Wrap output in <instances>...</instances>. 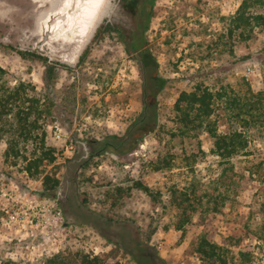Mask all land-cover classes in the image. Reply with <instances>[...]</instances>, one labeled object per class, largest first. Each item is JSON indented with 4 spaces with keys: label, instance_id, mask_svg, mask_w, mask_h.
I'll return each mask as SVG.
<instances>
[{
    "label": "rangeland",
    "instance_id": "374dc122",
    "mask_svg": "<svg viewBox=\"0 0 264 264\" xmlns=\"http://www.w3.org/2000/svg\"><path fill=\"white\" fill-rule=\"evenodd\" d=\"M241 1H156L147 47L165 80L157 97L159 125L133 154L90 159L88 140L124 134L142 111L136 55L126 53L115 33L93 39L104 22L130 30L132 16L115 0L112 14L79 46L86 24L78 0H0V66L10 84L31 83L50 103L43 132L57 160L47 171L59 179L56 199L40 197L41 180L23 172L21 160L6 158V138L0 141V264H44L61 251L96 254L105 264H136L121 249L134 250L133 240L166 264H206L195 251L202 235L223 246L228 264L245 258L264 264V141H253L251 154L234 158L230 185L222 176L225 165L209 152L208 138L200 136L201 153L196 140L171 137L173 105L181 91L199 84L213 91L263 87L264 30L255 28L248 40L238 32L228 35ZM17 51L45 58L52 74L42 60L22 58ZM214 118L225 130L221 106ZM163 156L171 159L170 168L148 167ZM135 180L155 190L160 202L138 189L113 191ZM192 183L200 195L222 193L217 213L203 203L184 215L173 203L171 190H187ZM29 200L60 210L57 226L21 229L11 222L17 202Z\"/></svg>",
    "mask_w": 264,
    "mask_h": 264
},
{
    "label": "trees",
    "instance_id": "16d2710c",
    "mask_svg": "<svg viewBox=\"0 0 264 264\" xmlns=\"http://www.w3.org/2000/svg\"><path fill=\"white\" fill-rule=\"evenodd\" d=\"M157 0H120V6L130 13L133 27L126 30L109 22L102 23L96 30L94 40L102 38L106 33H115L123 43L127 54H135L142 80V111L133 119L122 135L109 134L88 140L89 158H99L104 154L123 157L133 154L144 138L154 132L159 125L158 94L165 80L159 75L158 65L147 47V32L154 15ZM255 28L264 30V0H242L238 9L230 19L229 37L238 32L242 40L250 39ZM22 58L40 59L52 74L53 67L46 64V59L34 53L17 51ZM7 71L0 66V141L6 138V158L21 160L22 171L33 179L41 180L40 197L57 198L59 179L47 166L57 160L56 148L47 143L43 132V118L50 114L51 105L45 98L34 93L31 83L16 81L13 85L7 79ZM223 109V125L219 129L214 118L217 108ZM174 129L171 137L194 139L198 152L203 153L200 136L210 141L209 152L224 164L222 176L228 184H234V158L249 155L253 141H264V83L257 91L247 86L235 90L224 87L213 91L199 84L177 96L173 105ZM41 132V133H40ZM41 134V135H40ZM264 165V158L263 163ZM172 166L171 159L160 157L148 163L153 171H161ZM264 168V166H263ZM138 189L154 202H160L158 193L145 185L141 180L132 181L128 188L114 186L117 194H129ZM187 190H171V200L185 215L187 210L193 212L202 204H212L210 211L218 212L222 193L209 195L199 194L198 188L192 184ZM129 192V193H128ZM203 197H210L203 202ZM182 227L179 225L178 228ZM134 250L121 248L136 264H166L158 256L149 254L139 240L132 241ZM195 251L206 264H228L224 248L211 242L204 235L196 242ZM245 258L240 264H249ZM44 264H105L96 254L75 251H61L49 257Z\"/></svg>",
    "mask_w": 264,
    "mask_h": 264
},
{
    "label": "built area",
    "instance_id": "2783aa9c",
    "mask_svg": "<svg viewBox=\"0 0 264 264\" xmlns=\"http://www.w3.org/2000/svg\"><path fill=\"white\" fill-rule=\"evenodd\" d=\"M56 136L59 137L58 134ZM17 206L18 208L10 215V221L14 222L21 229H26L28 225L38 227L43 224H45L44 226H52L54 228L61 218L60 210L57 209L52 212L49 209V205L39 207L32 200L20 204L17 202Z\"/></svg>",
    "mask_w": 264,
    "mask_h": 264
},
{
    "label": "bare ground",
    "instance_id": "6f19581e",
    "mask_svg": "<svg viewBox=\"0 0 264 264\" xmlns=\"http://www.w3.org/2000/svg\"><path fill=\"white\" fill-rule=\"evenodd\" d=\"M77 3L84 7L83 21L86 28L77 38V44L83 46L89 41L101 20L112 14L115 0H78Z\"/></svg>",
    "mask_w": 264,
    "mask_h": 264
}]
</instances>
